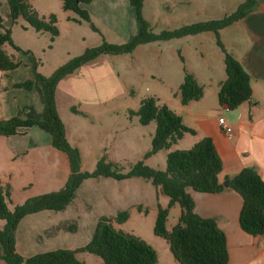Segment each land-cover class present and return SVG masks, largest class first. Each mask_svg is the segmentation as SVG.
I'll return each mask as SVG.
<instances>
[{"label": "rangeland", "instance_id": "rangeland-1", "mask_svg": "<svg viewBox=\"0 0 264 264\" xmlns=\"http://www.w3.org/2000/svg\"><path fill=\"white\" fill-rule=\"evenodd\" d=\"M244 2L245 0H144L142 17L150 33L159 35L193 24L222 20ZM48 4H51V0L32 1L33 7L37 9H45ZM102 5L99 0L95 1L89 11L85 10L88 22L81 21L77 24L72 21L66 23L65 19V14L77 19L75 14L54 8L57 12L53 14L57 13L59 19L60 35L53 41L49 34L25 30L19 25L20 22L26 24L23 20L11 25V39L18 50L8 44L3 46V50L17 64L14 70H21V73L30 71L33 76L36 70L46 75L63 62L80 57L86 49L102 43L123 45L138 33L139 25L127 0H113L107 11ZM108 12L115 13L111 19H106L105 14ZM205 33L146 43L154 46V56H149L147 51L138 57H134L132 53L105 55L114 77H125L133 84L134 87L130 88L133 94L123 96L114 93L110 96L115 87L109 85L102 89V98L94 103L90 112H84L85 115L71 113L66 118L63 111L59 110L58 116L65 128L66 141L79 153L81 172H93L101 159L117 164L123 173L139 161L152 169L162 163L163 170L165 169L164 160L161 161L159 155L145 157L151 149L150 135L154 133V125H140L137 118L130 115V111L137 108V99L153 95L156 91L163 93L166 79L173 80V67L182 70L183 77L185 71L199 76V53L210 55V49L221 52L216 37H206ZM151 76L156 83L149 81ZM25 82L15 83L12 89L37 94V83L29 91L20 86ZM218 105V111L222 112L219 116L234 111H225ZM78 107L76 103L74 109L78 110ZM21 113L17 112L16 116L20 115L22 118ZM43 135L45 140L35 138L29 132L12 136L0 135V187L9 188L11 203L8 208L11 211L29 199L60 191L69 177L66 154L52 147L48 134L43 132ZM189 148L182 146L181 149ZM133 180L116 181L103 177L86 179L65 210H45L25 216L15 231L16 252L29 258L56 250L80 249L90 242L101 217L114 218L118 212L126 211L129 214L128 220L122 225L114 223V226L140 237L159 253L163 251L160 245L166 246L169 254L167 243L153 233V209L157 201L168 205L169 199L164 195L156 197L154 187L148 180L136 179L137 182H148L150 185L146 189L145 185H135ZM133 201H138L139 204L129 207L128 202ZM179 210L175 206L169 211L166 223L168 229L177 223ZM3 226L4 221L0 219V230ZM76 258L85 264H102L97 256L85 252L76 253ZM0 264L5 262L0 261Z\"/></svg>", "mask_w": 264, "mask_h": 264}, {"label": "trees", "instance_id": "trees-1", "mask_svg": "<svg viewBox=\"0 0 264 264\" xmlns=\"http://www.w3.org/2000/svg\"><path fill=\"white\" fill-rule=\"evenodd\" d=\"M32 0H7L8 19L10 25L22 19L36 32L48 33L51 41L59 35L58 18L55 14L40 15L32 6ZM133 8L134 16L139 25L138 33L123 45L99 46L86 49L83 55L69 59L57 66L50 75H42L34 71V81H26L21 87L32 90L35 82L43 95L42 117L40 120L24 119L20 115L9 120L0 121V135L12 136L20 129L37 127L51 138L53 148L66 154L70 174L58 192L27 200L20 206L9 210L11 203L9 188L0 187V219L4 226L0 230V261L5 264H85L76 258V253L85 252L97 256L102 264H157V253L146 241L132 233L125 232L114 226L122 225L128 218L126 211L118 212L114 218L101 217L96 223L90 242L77 250H56L25 258L15 250V231L18 223L27 215L40 211H63L71 203L81 183L86 179L98 177L122 181L130 178H142L150 181L159 194L166 196L169 203L166 208L158 206L154 220L153 233L163 239L173 259L178 264H227V247L224 233L217 227L212 218H201L194 212V201L189 190L202 194H216L224 187L218 181L222 169L221 159L213 141L204 137L187 150L169 149L186 134L194 131L186 127L165 104L159 103L154 97L141 98L136 111L130 115L138 118L142 126L151 123L155 130L151 138V149L145 157L161 150L168 151L165 169L157 170L145 166L142 162L133 164L126 173L121 172L115 163L98 161L96 169L81 172L80 157L75 148L68 145L65 128L60 120L55 104V89L59 81L71 75L76 69L101 55H121L132 53L139 45L169 40L183 35H195L213 32L216 43L224 58L225 80L220 83L217 93L219 106L235 110L250 100L252 95L251 80L242 65L229 53L219 39V31L244 18L256 5V0H245L236 11L219 21H208L182 27L174 32H162L159 35L150 33L147 23L142 17L144 0H127ZM61 9L77 16L74 21L88 22L87 12L82 5L92 0H60ZM92 27V26H91ZM13 45L10 28L3 26L0 15V71L9 72L17 68V64L3 50L4 45ZM181 58V57H180ZM182 60V58H181ZM35 69V65H34ZM181 105L199 101L203 89L197 84L192 74L184 72L178 88ZM77 112L76 110H72ZM229 187L239 194L242 207L239 213V226L249 235L264 234V182L254 169L245 168L229 179ZM178 205L181 212L177 223L167 229L166 222L169 209Z\"/></svg>", "mask_w": 264, "mask_h": 264}, {"label": "crops", "instance_id": "crops-1", "mask_svg": "<svg viewBox=\"0 0 264 264\" xmlns=\"http://www.w3.org/2000/svg\"><path fill=\"white\" fill-rule=\"evenodd\" d=\"M95 1L97 0H92L88 5H82V9L89 11ZM112 2L113 0H99V4L103 3L102 7L106 11ZM56 7L63 11L60 0H55L54 5L53 0H51V4H48L45 9H37L35 7V10L40 15L48 16L57 12L54 11ZM113 14L115 13L108 12L105 14L106 19H111ZM0 15L3 26L11 30L7 0H0ZM65 19L66 23L68 21L78 23L74 21L75 18L69 17L67 14H65ZM18 21H22V19ZM20 23L18 24L25 30L33 31L36 34L41 33L34 31L27 23ZM205 36L214 37L215 39L214 34L211 32L205 33ZM219 37L226 50L240 62L251 80L252 95L250 100L223 116L232 128L231 135H227L217 122L218 116L222 113L217 108V93L220 83L225 80L224 58L223 54L218 50L210 49V55L199 53L201 72L199 76L193 72L190 73L203 89V95L199 101H193L185 106L181 105L177 92L182 83L183 73L176 66L175 68L173 67V80L169 81L166 79L163 93L156 91L152 93L153 95L145 97H154L159 100V103L167 105L170 110L181 118L182 123L186 127L194 131V134L184 135L169 151L184 150L181 149L182 146L189 148L204 137L212 139L222 162L218 181L224 189L216 194H202L189 190L188 193L194 201V212L201 218L214 219L217 227L224 233L228 256L227 264H264V234L252 236L241 230L239 213L242 207V199L239 194L229 187V179L245 168L254 169L264 182V0L261 3H256L253 10L244 18L220 30ZM144 51H147L149 56H154L156 50L154 46H148V44L139 45L132 52V55L138 57ZM27 80H34V76L30 71L25 73H21V70L18 69L9 72L0 71L1 120L16 116L19 111L22 112L21 115L24 119H41L43 95L39 85H36L37 94L35 95L24 90L12 89L15 83ZM149 81L156 83L152 76ZM109 85L115 87L113 92L109 94L110 96L114 93L115 95L122 94L123 96L133 94V91L130 90V88L134 87L133 84L129 83L125 77H114L105 55L85 63L57 84L55 104L58 115L60 116L59 110L63 111V115L66 118H69L71 113L85 115L84 112H90L94 103L102 98L100 96L101 92H103L102 89ZM141 98L137 99V104H139ZM76 103L79 106L78 110L74 109ZM218 107L225 111L228 110L224 106L218 105ZM137 108L131 111H136ZM152 124L147 126L151 127L150 125ZM153 127L155 130V125ZM25 132H29L35 138L46 139L43 131L37 127L18 131V133ZM167 153L168 151L161 150L155 154L159 155L161 161L164 160V165ZM162 166L161 163L156 169L163 170ZM132 179H134L133 183L137 186L140 184L145 185V189L148 187L147 185L151 184L150 181V184L148 182L147 184L146 182H137V178ZM225 183H227V186H224ZM154 193L156 197L157 195H162L155 188ZM128 203L129 207L139 204L138 201ZM158 206L166 208L167 203L162 205V203L159 204V201H157L156 207L153 209L155 212L154 220ZM175 206L178 205L172 206L169 211ZM180 212L181 210H179L177 218H179ZM160 246L163 248L161 253L154 248L157 253V264H178L171 253L169 252L168 254L166 252V246Z\"/></svg>", "mask_w": 264, "mask_h": 264}, {"label": "built area", "instance_id": "built-area-1", "mask_svg": "<svg viewBox=\"0 0 264 264\" xmlns=\"http://www.w3.org/2000/svg\"><path fill=\"white\" fill-rule=\"evenodd\" d=\"M217 122L219 126L222 128V130L227 134L231 135L232 134V128L231 126L226 122L223 116H218Z\"/></svg>", "mask_w": 264, "mask_h": 264}, {"label": "water", "instance_id": "water-1", "mask_svg": "<svg viewBox=\"0 0 264 264\" xmlns=\"http://www.w3.org/2000/svg\"><path fill=\"white\" fill-rule=\"evenodd\" d=\"M263 0H256V3H261ZM224 186H227V183L224 184Z\"/></svg>", "mask_w": 264, "mask_h": 264}]
</instances>
